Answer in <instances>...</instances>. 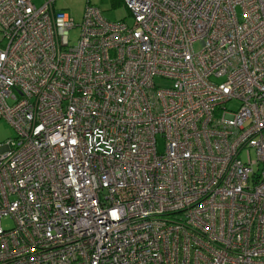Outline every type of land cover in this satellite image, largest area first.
Instances as JSON below:
<instances>
[{
  "label": "built area",
  "instance_id": "built-area-1",
  "mask_svg": "<svg viewBox=\"0 0 264 264\" xmlns=\"http://www.w3.org/2000/svg\"><path fill=\"white\" fill-rule=\"evenodd\" d=\"M123 1L0 0V264H264V0Z\"/></svg>",
  "mask_w": 264,
  "mask_h": 264
},
{
  "label": "rangeland",
  "instance_id": "rangeland-1",
  "mask_svg": "<svg viewBox=\"0 0 264 264\" xmlns=\"http://www.w3.org/2000/svg\"><path fill=\"white\" fill-rule=\"evenodd\" d=\"M37 6L43 3L44 0H32ZM87 6L96 7L100 10L103 17L111 20H126L131 25L133 24V18L130 12L127 10L123 0H55L54 8L56 10H63L69 14L74 21L75 25H78L81 20L83 13ZM79 28L75 26L71 29L69 39L71 44H74L78 36ZM231 108L236 107V102H230ZM15 135L14 128L9 124L8 121L0 119V143L6 141L9 138H13ZM157 146L161 151L164 149L163 139L158 137ZM252 156H254L252 152ZM243 160H245V153L242 154ZM10 224V221L6 222Z\"/></svg>",
  "mask_w": 264,
  "mask_h": 264
}]
</instances>
